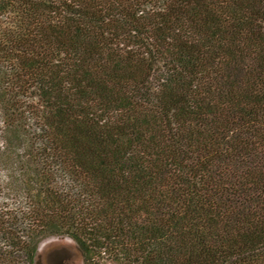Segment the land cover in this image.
Returning <instances> with one entry per match:
<instances>
[{
  "label": "trees",
  "instance_id": "obj_1",
  "mask_svg": "<svg viewBox=\"0 0 264 264\" xmlns=\"http://www.w3.org/2000/svg\"><path fill=\"white\" fill-rule=\"evenodd\" d=\"M264 264V0H0V264Z\"/></svg>",
  "mask_w": 264,
  "mask_h": 264
},
{
  "label": "rangeland",
  "instance_id": "obj_2",
  "mask_svg": "<svg viewBox=\"0 0 264 264\" xmlns=\"http://www.w3.org/2000/svg\"><path fill=\"white\" fill-rule=\"evenodd\" d=\"M82 261L75 242L66 236L46 237L39 244L37 264H82Z\"/></svg>",
  "mask_w": 264,
  "mask_h": 264
}]
</instances>
